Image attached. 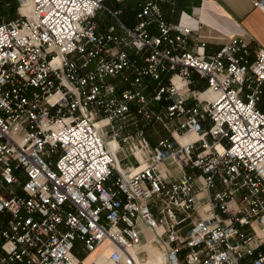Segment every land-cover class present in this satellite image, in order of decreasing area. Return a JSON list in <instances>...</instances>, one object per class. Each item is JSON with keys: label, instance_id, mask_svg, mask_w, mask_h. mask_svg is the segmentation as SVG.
Masks as SVG:
<instances>
[{"label": "built area", "instance_id": "2783aa9c", "mask_svg": "<svg viewBox=\"0 0 264 264\" xmlns=\"http://www.w3.org/2000/svg\"><path fill=\"white\" fill-rule=\"evenodd\" d=\"M106 1L0 14V264H138L143 239L163 264H264V50H190L198 22L162 11L178 0L132 27Z\"/></svg>", "mask_w": 264, "mask_h": 264}, {"label": "crops", "instance_id": "0c3cea01", "mask_svg": "<svg viewBox=\"0 0 264 264\" xmlns=\"http://www.w3.org/2000/svg\"><path fill=\"white\" fill-rule=\"evenodd\" d=\"M137 7L135 13H137ZM120 11L123 14V11ZM162 11L169 23H178L184 13L198 22L199 29L191 37L190 50H195L200 42H204L206 43L205 53L214 55L230 38L236 36H242L251 44L252 60L257 49L264 50V11L255 8L250 0H178L174 6L162 5ZM98 14L107 15V13L100 11L95 17L99 30L104 31L111 24H108L106 20L97 21ZM193 80L192 89L204 91L207 88L205 80L199 79L196 75L193 76ZM259 108L264 112V98L259 104ZM154 126L156 125L150 127ZM168 136L170 137L169 134ZM193 139H195L194 136H186L182 137L181 141L185 143ZM143 240L142 244L145 250L143 261L148 260L142 262L139 259V264H163L164 259L160 249L146 239Z\"/></svg>", "mask_w": 264, "mask_h": 264}, {"label": "rangeland", "instance_id": "374dc122", "mask_svg": "<svg viewBox=\"0 0 264 264\" xmlns=\"http://www.w3.org/2000/svg\"><path fill=\"white\" fill-rule=\"evenodd\" d=\"M142 1H144V0H128L122 4H116L114 2V0H108L105 2V5L111 9L122 10L123 14H121L119 16V18L121 20H123L128 26L132 27L134 25L135 18H136L135 9L137 7V4L139 2H142ZM7 2H9V0H0V14H3L6 17V19L8 16H10V13H11V10L8 9L7 7H5V4ZM14 8H15V5L13 7V10H14ZM100 20H106L108 24H112L114 22V19L111 18L110 15H108V14L107 15L98 14L97 21H100ZM155 125L156 126L150 127L147 130L152 146H156L159 143V141L162 139H165V137L169 138V136H168L169 133L166 130V128L161 126V124H155ZM166 131L168 134L166 133ZM122 157H123L122 154H119V159L121 161H122ZM131 161H132V158H131ZM125 162H128V160H125ZM133 162L136 163L134 160H133ZM134 165L136 166V164H134ZM166 168H168V167L167 166L162 167L163 170ZM84 256H85V253L81 252L80 257L83 258ZM147 260L142 261V262H147Z\"/></svg>", "mask_w": 264, "mask_h": 264}, {"label": "trees", "instance_id": "16d2710c", "mask_svg": "<svg viewBox=\"0 0 264 264\" xmlns=\"http://www.w3.org/2000/svg\"><path fill=\"white\" fill-rule=\"evenodd\" d=\"M14 5H15V8H14V10H13ZM14 5H13L12 8H10L11 13H10V16L7 17V19H11V18H13V17L15 16V13H16V4H14ZM137 5H138V4H137Z\"/></svg>", "mask_w": 264, "mask_h": 264}, {"label": "bare ground", "instance_id": "6f19581e", "mask_svg": "<svg viewBox=\"0 0 264 264\" xmlns=\"http://www.w3.org/2000/svg\"><path fill=\"white\" fill-rule=\"evenodd\" d=\"M213 96V95H211ZM214 97V96H213ZM195 137V135H193ZM186 137V136H185ZM110 146H112V149H116V144L115 143H111ZM94 256V255H93ZM105 256V255H104ZM138 264H139V260H138Z\"/></svg>", "mask_w": 264, "mask_h": 264}]
</instances>
